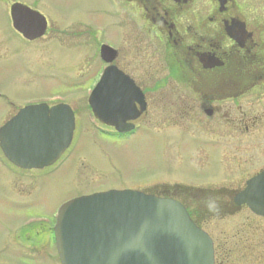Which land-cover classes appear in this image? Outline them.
Listing matches in <instances>:
<instances>
[{"label":"rangeland","instance_id":"374dc122","mask_svg":"<svg viewBox=\"0 0 264 264\" xmlns=\"http://www.w3.org/2000/svg\"><path fill=\"white\" fill-rule=\"evenodd\" d=\"M7 1L0 0V126L18 106L50 96L70 101L77 113L74 140L64 158L70 169L43 180L45 185L40 195L37 192L31 199L32 205L29 197L18 198L14 185H20L16 179L22 175L18 168L9 166L0 150V251L4 250L9 263L15 262L11 255L19 252L4 248L8 233L23 227L27 219L33 220V227L43 228L35 219L46 216L53 220L50 206L70 198L77 190H163L174 185L202 186L190 189L197 191L193 196L197 201L188 196L183 199L190 207L192 201L206 210L200 217L194 216L204 221L202 225L215 245L224 247L226 254L231 246L237 247V259L241 261L237 264H250L251 258L255 256V260L264 253V219L254 216L247 207L234 210L229 204L245 181L264 167V121L247 133L228 132L222 123L200 116L196 107L185 119L153 120L148 128L126 137L108 133L90 118L86 90L99 69L94 56L96 43L117 45L126 28L123 22L119 26L122 7L115 0H24L51 23L43 38L30 42L15 35ZM84 16L85 29L89 28L85 46L81 22L71 31L77 36H53L56 25L81 21ZM59 37L61 41H55ZM131 44L132 40L126 38L122 56L133 50ZM43 49L44 55L39 57ZM148 55L145 48L141 50L137 63L129 69L142 75L146 68L137 66H145ZM76 167L80 168L78 173ZM210 192L216 195L217 210L209 207L210 200L205 198ZM12 206L22 209L12 211ZM220 206L223 209L219 210ZM192 211L195 214V208ZM11 240L14 243L10 246L22 242L17 236ZM247 247L253 252L245 258ZM28 259L23 255L21 262H30ZM0 262L6 261L0 258Z\"/></svg>","mask_w":264,"mask_h":264},{"label":"flooded vegetation","instance_id":"af4514ba","mask_svg":"<svg viewBox=\"0 0 264 264\" xmlns=\"http://www.w3.org/2000/svg\"><path fill=\"white\" fill-rule=\"evenodd\" d=\"M15 2L25 3L22 0L7 1L10 25V7ZM115 2L123 10L120 13L119 26L123 22L126 28H123L118 44L113 45L117 50L113 64L141 89L146 104L145 110L134 122L135 130L129 133L121 134L114 128L102 125L108 128L111 134L119 137L132 135L139 131V122L145 120L150 125L153 120L168 118L182 120L189 117L196 107L200 116L213 118L214 121L222 123L228 132L247 133L259 122L264 121V0H115ZM80 22L83 24L82 37L85 46V33L87 29L89 31L88 27L85 29V16L81 21L69 22L60 27L56 25L54 29L57 33L53 36H77L78 33L71 31ZM50 27L51 23L47 20L46 31ZM13 31L15 35L21 36L14 29ZM43 37L44 35L28 41L35 42ZM126 38L132 40L133 50L130 54L122 56ZM60 39L61 37L55 41H61ZM100 45L96 43L95 57ZM144 48L149 54V61L145 66L137 68H146L147 71L142 75L137 72L135 74L129 68L134 62L137 63ZM44 50L39 57L44 55ZM105 67L106 64L98 58L99 69L94 78H99ZM144 76L145 80H140ZM40 102L42 101H38ZM43 102L49 107L60 103L51 100ZM36 103L29 102L18 106L12 113H8L1 126L13 118L21 108ZM133 103L136 109L140 110L139 103L137 101ZM71 107L75 114L76 131L77 113L74 106ZM88 110L90 111L89 107ZM208 111L210 115L207 114ZM7 162L11 168L16 167ZM16 168L22 175L16 179L20 185H14L18 189L17 196L29 197V204L32 205L34 201L31 199L37 192L40 195V190L45 185L42 181L68 171L70 163L60 160L42 169ZM74 171L78 173L80 168L76 167ZM75 192L85 194V190ZM12 207V211L22 209L18 206ZM57 208L58 204L49 208L53 220ZM43 217L46 218L40 216L34 221L42 224L41 229L33 227L31 224L33 220L27 219L23 222V227L8 233L4 248L19 252L17 256L11 255L15 261L13 264H36L35 262L59 264L53 222L49 219L48 223H43ZM16 236L22 242L10 246L9 244L14 243L11 239ZM3 253L4 250H1L0 258L6 262L0 264H11ZM23 255L28 257L30 262H21Z\"/></svg>","mask_w":264,"mask_h":264},{"label":"water","instance_id":"95a60500","mask_svg":"<svg viewBox=\"0 0 264 264\" xmlns=\"http://www.w3.org/2000/svg\"><path fill=\"white\" fill-rule=\"evenodd\" d=\"M11 15L19 31L36 37L38 28L29 25V17L36 16L34 11L17 3L11 7ZM101 53L110 55L109 47L103 46ZM112 58L113 54L107 57ZM110 72L107 70L94 89L90 104L101 121L128 130L125 118H107L100 109L112 106L101 103L100 98L118 96L108 86ZM50 113L49 117L44 106H28L1 128L0 145L11 162L25 168L41 167L55 161L69 145L72 116L63 106ZM233 202L247 204L264 217V171L249 179ZM55 235L62 264H214L212 240L183 205L137 190H111L67 202L59 212Z\"/></svg>","mask_w":264,"mask_h":264},{"label":"trees","instance_id":"16d2710c","mask_svg":"<svg viewBox=\"0 0 264 264\" xmlns=\"http://www.w3.org/2000/svg\"><path fill=\"white\" fill-rule=\"evenodd\" d=\"M197 216L200 217L199 215ZM193 219L197 221V218L194 216H193ZM225 263H227V261L223 260L222 264H225ZM250 264H264V259H262V257H257L255 260L253 259Z\"/></svg>","mask_w":264,"mask_h":264}]
</instances>
